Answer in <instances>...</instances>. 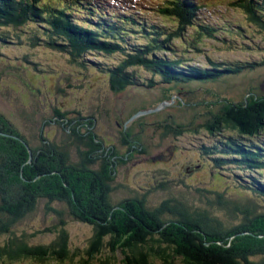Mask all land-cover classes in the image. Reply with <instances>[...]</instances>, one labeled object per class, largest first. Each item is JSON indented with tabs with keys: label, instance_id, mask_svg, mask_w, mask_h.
Instances as JSON below:
<instances>
[{
	"label": "trees",
	"instance_id": "1",
	"mask_svg": "<svg viewBox=\"0 0 264 264\" xmlns=\"http://www.w3.org/2000/svg\"><path fill=\"white\" fill-rule=\"evenodd\" d=\"M104 1L0 0V62L7 58L1 48L8 43L57 47L81 65V59L90 49L113 52L120 45L129 53V58L119 63V74L116 65V70H109L119 89L141 83L138 75L130 73L136 67H144L154 75L149 79V87L164 81H202L208 91V81L222 80L219 72L227 70L185 65L183 58L164 54L165 49L172 47L174 38L183 36L188 25L200 24L196 0H161L159 12L172 24L148 25L147 18L138 16V12L129 17L113 14L120 18L118 22L100 19L93 25L94 20L87 14L94 16L97 10L110 8ZM241 1L250 18L264 29V6L254 4L253 0ZM128 7L140 11L135 6ZM131 25L140 28L143 45L129 46L127 36L132 32L128 29ZM208 28L206 32L214 35L215 29ZM24 60L33 63L29 54ZM27 68L28 65L23 67L25 71ZM176 86L164 89L162 99L171 98L177 91L173 89ZM181 101L185 102L183 98ZM57 110L62 112L61 108ZM5 117L0 112L3 132L0 134V264L26 260L38 264H264V185L261 182L264 179V98L255 103L245 99L239 107L222 111L202 125L209 133L228 131L243 137L244 142H237V138L234 144L225 147L226 152L238 154L240 158L214 159L216 165L211 161L219 175L230 178L237 190L230 194L197 188V199H192V192H171L154 208L147 202L146 207L137 197L121 208H116L112 200L114 189L127 187L118 176L131 153H149L143 138L140 142L133 141L124 154L126 157H122L112 147L97 143L95 136L98 135L93 129L66 128L68 142L84 143L88 150L77 149L81 159L84 158L81 166L85 165L79 169L72 161L70 144L67 150L57 153L61 147L59 139L45 136L42 128L40 143L35 145ZM189 124H182L180 128L175 123L167 124L163 135L171 131L169 127L176 128L177 137L185 131H199V128H188ZM222 145L223 142L206 146L207 151ZM96 152L99 156L92 158ZM54 159L57 165L50 166ZM251 163H255L253 172L248 170ZM227 164L234 169H229ZM164 177L167 178L165 173ZM247 181L250 186H245ZM160 187L170 188L166 183ZM43 200L47 211L60 217L59 223L31 234L18 232V223L36 213ZM127 206L131 207L128 211ZM70 219L92 225L94 233L86 247L74 245L67 227ZM44 231H55L56 238L49 243L33 242V237Z\"/></svg>",
	"mask_w": 264,
	"mask_h": 264
},
{
	"label": "rangeland",
	"instance_id": "2",
	"mask_svg": "<svg viewBox=\"0 0 264 264\" xmlns=\"http://www.w3.org/2000/svg\"><path fill=\"white\" fill-rule=\"evenodd\" d=\"M138 1L147 6L146 11L138 13V16L146 17L148 24L170 22L159 12L161 0ZM236 1L200 0L205 7L201 9L199 15L218 28L219 36L198 41L197 46L201 48L199 51L176 40L173 52L185 53L194 62L205 66H211V60L226 64H234L240 60L241 63L263 61L264 29L251 22L245 10ZM255 1L258 5H262L263 0ZM222 31H230V33L222 34ZM1 50L8 59L4 58L0 62V112L6 116L5 118H9L33 144L40 143L39 136L43 128L46 136L59 139L61 147L71 145L72 161L75 167L81 169L83 167L77 149L86 148V145L82 143L73 145L72 142H68L66 128L71 127L72 131V129L84 130L94 126L93 130L98 137L102 135V138L99 137L101 143L105 146L112 144L122 155L127 152L129 144L133 141L137 142L141 138L140 135H143L149 153L132 152L127 159L128 164L120 168L118 180L127 184L126 188L124 186L117 191L120 199L130 197L131 188L142 194L151 190L148 198L151 205L159 204L171 192H192L194 196L192 199H197L198 187L230 190L225 186L228 183L219 178L213 180L210 166L194 171H189V166L196 163L197 145L212 137L208 128L202 125L210 120L213 113L220 114L231 107H239V103L246 98L251 102L264 98V65L259 63L252 70H246L239 75L229 77L228 80L214 83V91L194 90L187 95L197 99L196 106L184 108L176 99L157 113L141 117L138 121L143 122L144 126L136 122L131 123V132H127L123 123L133 107L157 104L163 96V90L159 89V86L149 88L148 85L131 87L124 91L116 87L114 89L111 77L102 72L99 66L111 65L120 59L121 55L93 53L89 55V59L100 64L96 65L90 61V67H82L72 63L66 54L45 45L32 47L28 43H8ZM170 52L172 54V51ZM26 54H29V59L33 63L24 60ZM25 65H28L26 71L23 69ZM4 71H7V74ZM138 73L144 77H151V73L146 69H138ZM226 90L229 91L230 97ZM224 95L230 100H226V97L219 99V96ZM135 103L138 104L135 106ZM58 108H61L62 112L57 110ZM171 114L172 117L169 118L168 115ZM172 120L181 124L194 121L191 122L193 128H199V131H189L179 137L174 134L162 136L164 125L156 128L157 122ZM122 135L125 137L123 142ZM59 152L62 150L57 151ZM160 154L164 156L158 157ZM98 156V154L93 155V157ZM56 165L54 159L50 166ZM162 182L170 188L154 189ZM164 213L167 217L173 218L168 212ZM59 221L60 217L57 214L47 211L46 201L43 200L37 212L18 223L16 229L18 232L26 231L31 234L37 230L53 227ZM67 227L74 245L81 248L87 246L89 237L94 233L92 225L72 219ZM55 238V231H44L37 233L33 237V242L49 243ZM17 264L38 263L26 260Z\"/></svg>",
	"mask_w": 264,
	"mask_h": 264
},
{
	"label": "clouds",
	"instance_id": "3",
	"mask_svg": "<svg viewBox=\"0 0 264 264\" xmlns=\"http://www.w3.org/2000/svg\"><path fill=\"white\" fill-rule=\"evenodd\" d=\"M237 2V1H236ZM241 2L242 1H240L238 4H241ZM254 22V21H253ZM93 25H96L95 23H93ZM222 34H227V33H230V31H222L221 32ZM214 37H218V35H215ZM176 40H179V38H177ZM181 42H182V44H184V45H187V46H190V47H192V46H194L195 44L193 43V42H190L189 44L187 43V40L185 41V40H181ZM119 44V43H118ZM144 43H143V41L142 40H140V41H137V42H132V41H130L129 42V46H133V45H135V46H138V45H143ZM175 44L173 43V45H172V47L169 49V48H167V49H165V52H164V54H166V55H169L170 57H174V58H184V61H185V65H195V66H200V67H203V68H207V69H210V68H219V69H221V70H227V71H223V72H219V74H220V77H221V81H224V80H228L229 79V77H232V76H236V75H239V74H241V73H243L244 71H246V70H252V69H254L255 67H256V65L257 64H259L260 63V65H264V60L263 61H261V62H252V61H247V62H244V63H241V60L240 61H238L237 63H234V64H226V62H217V61H214V60H211L210 62H211V66H205V65H203V64H201V63H196V62H194L193 61V59L192 58H188V56L184 53V54H179V53H176V52H173V51H175ZM50 49H53V50H57V51H60V52H62V53H64L63 51H61L60 49H58L57 47H55V48H50ZM201 49V48H200ZM90 52H88L87 53V55H85L84 56V58L83 59H81V62H83V65H81V64H79V63H77L76 61L74 62V61H71V59H72V57H70V55L68 54V53H64V54H66L67 56H68V58L70 59V61L72 62V63H75V64H78V65H80V66H84V67H86V66H89V62L90 61H92V60H90L89 59V55H91V54H93V53H106V54H108V55H121V58L120 59H118L116 62H114V63H112L111 65H104V66H99L100 68H101V71L102 72H104V73H106L109 77H111V80H112V83H113V86H114V89H115V85H114V77H113V72H110L109 70L110 69H114V70H116V68H115V65L117 66V73L119 74V69H120V67H119V63L121 62V61H123V60H125L126 58H129L128 57V55H129V53H127L126 51H125V49L122 47V46H120V45H116V49H115V51H113V52H108V49H99V48H96V49H90L89 50ZM170 51H172V54H171V52ZM188 50H186V52H187ZM169 53V54H168ZM176 56H178V57H176ZM85 63V64H84ZM92 63H95L94 61H92ZM96 65H98V64H100V63H98V62H96L95 63ZM93 65V64H92ZM94 66V65H93ZM90 67V66H89ZM138 69H146V68H144V67H136V68H133L132 70H130V73L131 74H133V73H135L136 75H138V77H139V79L140 80H142L141 81V83L140 84H138L137 86H131L132 88H134V87H147V84H148V82H149V79L151 78V77H153L154 75L152 74V72L150 71V70H148V69H146V70H148L150 73H151V77L149 78V77H144L142 74H139L138 73ZM157 78V80L158 81H160V78L159 77H156ZM204 82H202V81H198V82H194V83H189V82H186V81H183V80H181V81H176V82H172V83H166L165 81L162 83V82H160L159 83V85H157V86H159L160 88L159 89H162L163 91H164V89H169V88H171L170 86H172V85H177L175 88H173V89H175V90H177V91H174V93L172 94V96H171V98H163L162 99V97H161V99L158 101V103L157 104H155V105H152V106H139V107H133V109L131 110V112L129 113V116L127 117V119L124 121V123H123V127L125 128V130L127 131V132H129V130H130V125H131V123H139L141 126H144V123L143 122H141V121H138L141 117H143V116H145V115H147V114H150V113H157L160 109H163L165 106H167L168 104H171V103H173V102H175V100L177 99L178 101H179V103H180V106H182V107H184V108H190V107H194V106H196V100L197 99H192L191 97H189L187 94H189L190 92H192V91H201V92H206L207 90L203 87V84ZM214 83H216V79H214V80H210V81H208V83H207V88H208V91L207 92H209V91H214V88H213V84ZM232 85H234V86H236V84H232ZM131 87H129V88H131ZM149 87V86H148ZM117 88V87H116ZM149 88H154V87H149ZM119 89V88H118ZM128 89V88H127ZM120 90H122V91H124V90H126V89H120ZM179 91V92H178ZM227 91V90H226ZM227 94L229 95V97H230V94H229V91H227ZM178 95V96H177ZM177 96V97H176ZM176 97V98H175ZM200 96H198V98H199ZM224 97H226L225 95L224 96H219V99L220 98H224ZM258 97V96H257ZM181 98H183L184 99V101L185 102H183L182 103V101H181ZM226 98H228V97H226ZM229 100H230V98H228ZM249 98H246V100H248ZM228 100V101H229ZM227 101V102H228ZM243 101H245V99L243 100ZM242 101V102H243ZM226 102V103H227ZM241 102V103H242ZM253 103H255V102H253ZM138 103H135V106L137 105ZM141 108V109H140ZM139 113H141L139 116H137V117H135V115H137V114H139ZM215 115H217V114H214L213 113V116H215ZM169 116V118H170V116L172 117V114L171 115H168ZM212 116V117H213ZM211 117V118H212ZM210 118V119H211ZM206 121V120H205ZM205 121H203V123L205 122ZM147 122V121H146ZM191 122H194V121H191ZM191 122H189L190 124H189V127L188 128H190V126L191 127H193V125H192V123ZM148 123V122H147ZM170 123H175V125H176V127L177 128H180L181 127V123H179V122H177V121H175V120H172V121H159V122H157V124H156V128L157 127H160V126H162V125H164V130H163V132H162V136H164V137H167V136H165V135H163V134H165V132L167 131V128H166V125L167 124H170ZM91 129H93L94 128V126L93 127H90ZM170 129H171V131L167 134V135H169V134H174L175 135V132H176V128H174V127H169ZM86 129H84V131H85ZM191 131H194V130H191ZM1 133H3L2 131H0ZM95 132V131H94ZM96 133V132H95ZM141 133H143V132H141ZM187 133V131H185V133L184 134H186ZM97 134V133H96ZM183 134V135H184ZM210 134H212L211 136V139H209V140H206V141H201L198 145H197V147H196V163H194V165L193 166H189V167H191V168H193V169H191L190 168V170L189 171H194V170H197V169H201V168H203V167H207V166H210L211 168H212V171H211V176H212V178H213V180H218V178L220 179V180H222L223 182H225V183H228L227 185H225V186H228L229 188H230V190H226V189H221V188H214L213 190H215V191H219V192H227V193H233V192H235L237 189H236V186H235V184L233 183V181L230 179V178H225V177H223V176H221V175H219V172L217 171V170H215L214 169V167H213V165H212V162H214V164H215V160L214 159H224V158H227V159H229V158H231L232 156H235L236 158H240V157H238L237 155H233V154H231V153H229V152H226L225 151V147H226V145L227 144H234L235 143V141H236V139L238 138V140H237V142H244V140H243V137L242 136H240V134H237V133H233V134H231L230 132H228V131H222V132H219V133H216V134H213V133H210ZM44 135H45V132H44ZM98 135V134H97ZM46 136V135H45ZM141 136V138L143 137V135L141 134L140 135ZM176 136V135H175ZM49 137V136H48ZM99 137L100 138H102V135H99ZM98 136H95V138H96V141H97V143H101V140H100V138H99ZM177 137V136H176ZM121 139H122V142L125 140V137L122 135V137H121ZM139 142H140V139L138 140ZM72 142V141H71ZM221 142H223V145L222 146H220V147H213L214 149L213 150H211V151H207V147L206 146H209V145H216V144H218V143H221ZM78 144H80L79 142H77ZM26 145H28L27 143H25ZM84 144V143H83ZM103 144V143H102ZM86 145V144H85ZM104 145V147H112L114 150H115V148L113 147V145L112 144H110V146H105V144H103ZM130 145V144H129ZM29 147V146H28ZM68 148H66V146H63V147H60L58 150H62V152H63V150H67ZM83 149H85L87 152H88V150L86 149V148H83ZM128 149H129V147H128ZM30 152H31V159H32V157H33V154H32V151L30 150ZM135 152H137V151H135ZM100 153V152H99ZM139 153H146V152H139ZM203 153L205 154V158H203ZM72 154H73V148H72ZM94 154H98V152H96V153H94ZM94 154H92V158H96V157H93V155ZM122 155V154H121ZM159 157H160V155H158ZM164 156V155H163ZM81 157V156H80ZM122 157H126L124 154L122 155ZM72 158H73V156H72ZM84 161V158L83 159H80V161ZM29 161H31V160H29ZM212 161V162H211ZM216 165V164H215ZM255 163H251L250 164V167L248 168V170L249 171H251V172H253L254 170H255ZM82 167H84V165L82 166ZM227 167H229V169H234V167L232 166V165H230V164H227ZM252 168V169H251ZM221 169V168H220ZM53 172H57V171H53ZM164 180H166V178L164 177ZM262 185H264V179H262ZM161 184H163V182L162 183H160L159 185H157L156 187H154V189H162L160 186H161ZM251 184L247 181V184H245V186H250ZM224 186V187H225ZM245 186H243L244 188H245ZM124 187V186H123ZM123 187H117L116 189H114V193L112 194V200L115 202V204H116V208H121L124 204L126 205L127 204V202H128V200H130V199H132V198H134V197H137V198H139V199H141L143 202H144V205L147 207V205L149 206V207H155V206H157V205H151L150 204V202H149V200H148V198H149V193L151 192V190L150 191H148L147 193H145V194H142L141 192H139L138 190H135V189H130L129 191L131 192V195H130V197H126V198H119L118 197V192L117 191H119L121 188H123ZM198 188H200V187H198ZM170 196V195H169ZM168 196V197H169ZM45 201V200H44ZM164 201V200H163ZM163 201H161L160 203H162ZM146 202H147V205H146ZM42 203V202H41ZM118 203H121V204H119L118 205ZM41 205V204H40ZM39 205V206H40ZM141 208H143V209H145V207H141ZM129 209H131V207H129V206H127V211L129 210ZM136 209V208H135Z\"/></svg>",
	"mask_w": 264,
	"mask_h": 264
},
{
	"label": "water",
	"instance_id": "4",
	"mask_svg": "<svg viewBox=\"0 0 264 264\" xmlns=\"http://www.w3.org/2000/svg\"><path fill=\"white\" fill-rule=\"evenodd\" d=\"M140 114H141V113H139V114L135 115V117L139 116Z\"/></svg>",
	"mask_w": 264,
	"mask_h": 264
}]
</instances>
